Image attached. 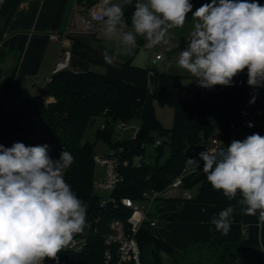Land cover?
<instances>
[{
    "label": "clouds",
    "instance_id": "9594fccd",
    "mask_svg": "<svg viewBox=\"0 0 264 264\" xmlns=\"http://www.w3.org/2000/svg\"><path fill=\"white\" fill-rule=\"evenodd\" d=\"M192 8L190 0H136L132 30L124 31L123 6L102 0L94 18L102 22L107 36L118 38L123 50L132 52L138 47L137 37L146 41L145 49L167 44L169 30L183 27L191 13L195 23L187 47L179 53L178 67L205 89L231 87L245 69L251 88L264 87V4L211 0L194 12ZM119 51L113 56L105 52L106 61L113 62ZM255 99L253 95L250 103ZM50 147L0 144V264H44L45 258L59 264L58 253L87 227V205L64 180L74 157L62 150L54 160ZM186 164L193 172L202 169L210 185L228 200L235 199L244 214L258 213V226H264V136L253 133L226 147H207ZM236 205L211 219L222 235L229 234Z\"/></svg>",
    "mask_w": 264,
    "mask_h": 264
},
{
    "label": "trees",
    "instance_id": "16d2710c",
    "mask_svg": "<svg viewBox=\"0 0 264 264\" xmlns=\"http://www.w3.org/2000/svg\"><path fill=\"white\" fill-rule=\"evenodd\" d=\"M20 1L3 0L0 31L12 18ZM210 2L211 0H190L192 11ZM258 2L264 4V0ZM135 3L136 0H131L123 4L125 24L132 25ZM192 19V14L189 13L185 22ZM137 41L141 45L145 40L137 37ZM244 72L241 86L237 89L220 85L212 89L202 88L203 92L228 99L227 105L207 106L201 101L168 98L98 71H75L66 68L54 73L53 79L44 84L43 93L52 96L53 101L45 103L41 94H32L15 99L6 108H0V144L5 146V142H8L12 146L15 142L24 143L31 128L24 126L22 120L29 115L37 116L44 130L33 144L50 145L57 151V159L62 150L70 152L74 157L72 166L65 170L64 180L87 205L86 221L93 224L94 231L90 233L88 244L82 251L67 253L69 264H102L104 235L109 222L113 218L126 219L131 213L123 205L101 207V196L95 191L96 141L85 140L92 118L105 113L106 127H99L96 140L106 143L109 149L120 148L121 160L128 161L127 165L120 167L123 179L116 186L113 196L119 200L122 197H131L142 201L144 190L165 189L174 177L189 167L186 164L188 158H198L202 141L212 136L215 131V123L209 116L210 111L215 108L223 110L220 119L224 125L223 130L226 131L235 117L230 107L245 97L253 96L254 89L247 84V69ZM11 82L12 79L4 81L8 89ZM156 98L163 104L171 103L174 106V123L169 129L163 127L155 113ZM259 117L264 120L263 114L259 113ZM132 119L140 120L136 138L116 140L114 124ZM8 133L14 137L8 138ZM155 133H159L161 137H156ZM259 134L264 136L263 125L260 126ZM158 140L161 143L158 144ZM148 145H154L156 150L151 162L147 161ZM166 146L169 148L167 157L164 156ZM192 176L194 180L186 183V187L191 188L198 183L199 191L196 196L193 195L191 199L159 197L154 203L155 207L162 210L175 209L185 201H192L214 205L219 213L229 205H236L235 199L230 201L222 190H215L203 172ZM239 198L238 194L237 199ZM235 211H241L239 205H236ZM139 241L142 247L141 264H164L163 253L169 255L174 264H241L239 259L242 250L236 242L194 240L188 241L185 248L180 250L156 236L152 229L141 230Z\"/></svg>",
    "mask_w": 264,
    "mask_h": 264
},
{
    "label": "crops",
    "instance_id": "0c3cea01",
    "mask_svg": "<svg viewBox=\"0 0 264 264\" xmlns=\"http://www.w3.org/2000/svg\"><path fill=\"white\" fill-rule=\"evenodd\" d=\"M131 0H111L120 4ZM3 2L0 3V10ZM97 5L102 9V0H21L10 21L0 31V108L8 107L15 99L26 97L23 92L41 94L46 103L53 101V97L39 93L44 87L46 78L52 74L57 62L61 45L50 38L51 33H66L67 45L72 51L70 68L75 71H98L110 76L134 83L154 91L168 98L176 99L177 79L175 75L157 72L154 63L169 59L171 55H164L163 59H156V54L149 49L135 52L123 50L119 39L109 37L105 33H90L73 23L79 16L86 15L89 6ZM194 19L188 25L186 34H181V45L184 38L190 36L194 26ZM128 31V29L126 30ZM137 45H140L137 41ZM113 62L105 59V52L113 56ZM173 55V53H172ZM245 72L234 77L233 86H241V79ZM12 79L10 89L4 84L5 80ZM21 87L18 88V86ZM208 98L201 101L207 106L228 104V99L203 92L198 87V97ZM251 97H245L230 107L235 114L241 108H255L250 103ZM210 116V113H209ZM103 121L102 116L93 117L85 133V140L96 141V133ZM103 142V141H101ZM104 143V142H103ZM103 154L109 150L104 143ZM151 156H153L151 154ZM149 161V160H148ZM151 162V161H150ZM153 217L158 219L157 226L152 229L154 234L170 242L177 249L183 250L188 241H217L236 242L242 250L239 259L241 264H259L264 252V226H258V213L249 216L242 211H234L229 234L222 235L215 230L211 219L218 217L216 207L192 201H185L179 208L162 210L153 205ZM164 254L163 253V257ZM169 256V255H168ZM174 264V262H172Z\"/></svg>",
    "mask_w": 264,
    "mask_h": 264
},
{
    "label": "built area",
    "instance_id": "2783aa9c",
    "mask_svg": "<svg viewBox=\"0 0 264 264\" xmlns=\"http://www.w3.org/2000/svg\"><path fill=\"white\" fill-rule=\"evenodd\" d=\"M101 8L97 5H92L88 8L86 15H82L73 20V23L80 26L83 30L90 33H104L102 22L94 18L100 14ZM50 38L61 45L60 53L52 71L45 84L53 79V74L66 68H70V58L72 51L67 45L66 33H51ZM190 36L184 38V42L188 44ZM156 59H163V54H156ZM72 70V69H71ZM256 97L255 108H241L235 114L233 120L228 124L226 131L223 130L221 135L213 134L206 138L201 143L200 152L205 151L207 147L214 148L230 144L233 140H244L247 136L253 133H260L261 119L259 117L260 108L264 105V87L254 89L253 93ZM103 121L100 124L101 129H105L104 122L105 113L102 115ZM32 121L35 125L40 126L44 130L37 116H32ZM252 124L250 127L249 124ZM115 131H124L127 129V121L121 120L114 124ZM140 127H137L132 138H136ZM43 133V132H42ZM39 136H34L32 132L28 134L30 146ZM223 142V143H222ZM157 143H161L160 140ZM33 144V145H32ZM5 147H11L8 142H5ZM53 149L50 147V152ZM121 149L110 148L106 153L97 154L95 161L97 165L102 167V177L96 179L95 191L101 196V207L107 208L110 205L115 207L123 205L131 210L126 219L113 218L108 225V230L104 235L105 249L103 252L102 264H125L134 263L141 264L142 262V247L139 241V234L143 229H154L158 224V219L153 217L151 207L159 197L166 199H174L182 197L191 199L193 194L186 187V178L190 175H195L203 172L198 169L193 172L190 167H186L180 174L172 179L169 185L163 190L147 189L142 193L143 200H135L131 197H122L120 200L113 196V192L118 183L123 179L120 167L127 165L128 161H122L120 157ZM57 157L54 158V160ZM201 168L203 161H200ZM94 231L93 224L87 222L82 233L74 234L69 245L58 253L59 264H69L67 253L80 252L88 244L89 235ZM44 264H56L54 260L45 258ZM264 264V252L260 257V263Z\"/></svg>",
    "mask_w": 264,
    "mask_h": 264
},
{
    "label": "rangeland",
    "instance_id": "374dc122",
    "mask_svg": "<svg viewBox=\"0 0 264 264\" xmlns=\"http://www.w3.org/2000/svg\"><path fill=\"white\" fill-rule=\"evenodd\" d=\"M191 24V21L189 22H185L183 27H177V28H172L169 30L166 39L169 41L167 44L161 43L160 45H157L155 48L149 49L151 51H153V53H159V54H163V55H171L169 57V59L165 60V61H158L156 63H154L153 68H155V70L157 72H165V73H170L175 75V77L177 79V94H176V98L177 99H182V100H190V101H197V100H204L206 101L208 98H205V96L202 94L200 95V98L198 97V86L196 84V82L193 80L194 77L188 73L186 70L178 67L177 65V60H178V56L179 53L184 50L187 47L186 45H181V34L185 33L186 34V30L187 27H189L188 25ZM126 27L124 28V31H126L128 29V31L132 30V25H128L125 24ZM191 31H188L187 34H190ZM146 43V41H144L141 45H138V47L135 49V52H137L138 48L140 47V51L145 50V48L143 47V45ZM173 53V55H172ZM193 80V81H192ZM192 81V82H191ZM151 90L153 92L154 91V87L152 85ZM43 92V87L39 88V93ZM254 93V92H253ZM23 94H25V96H29L32 94H35L34 92H28L25 91L23 92ZM254 95V94H253ZM43 101L46 103V101L43 99ZM48 103V102H47ZM154 108H155V113L157 115V117L159 118L161 124L163 125L164 128L169 129L173 126L174 123V106L171 103H161L159 101V99H155L154 101ZM223 110L220 108H215L212 111H210V117L212 118V120L215 123V131L214 133L217 135H221L223 132V122L220 119V116L222 115ZM261 114L264 115V105H262L261 107ZM261 125L264 126V120H261ZM22 123L24 126L26 127H30L31 128V132L34 136H41L42 135V128L40 126H37L33 123L32 121V116H26L23 120ZM137 127H140V120L138 119H132L127 121V129L124 131H116L114 134L115 139H130L133 137L134 132L136 130ZM156 137H161L159 133H155ZM14 136L11 133H8V138H13ZM166 139V137H165ZM25 145L30 146V143L28 141V139H25L24 142ZM35 146V145H33ZM105 147L104 143L99 141L96 147V152L100 153L102 152V149ZM155 146L154 145H148L147 146V161H153L154 157H155ZM50 156L54 159L57 156V151L53 150L52 152L49 153ZM151 154L153 156H151ZM169 155V148L168 146L165 147V157H167ZM164 157V158H165ZM96 176L97 179L102 177V167L97 165L96 168ZM194 177L192 175L188 176L186 178V183L193 181ZM191 193L196 196L198 194L199 191V184L195 183L191 188H189ZM153 231V230H152ZM164 260V264H173L172 262V258L168 255H164L163 257Z\"/></svg>",
    "mask_w": 264,
    "mask_h": 264
},
{
    "label": "water",
    "instance_id": "95a60500",
    "mask_svg": "<svg viewBox=\"0 0 264 264\" xmlns=\"http://www.w3.org/2000/svg\"><path fill=\"white\" fill-rule=\"evenodd\" d=\"M1 38V37H0Z\"/></svg>",
    "mask_w": 264,
    "mask_h": 264
}]
</instances>
